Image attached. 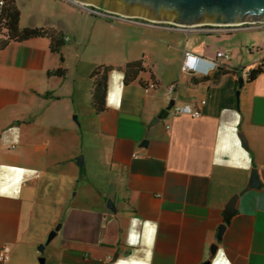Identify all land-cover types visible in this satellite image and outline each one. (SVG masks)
<instances>
[{"label":"crops","instance_id":"crops-1","mask_svg":"<svg viewBox=\"0 0 264 264\" xmlns=\"http://www.w3.org/2000/svg\"><path fill=\"white\" fill-rule=\"evenodd\" d=\"M81 17L98 48L74 64L64 59L72 33L56 21L22 25L20 10L19 28L61 34L58 52L47 37L0 48V264H264V73L247 81L253 67L234 61L226 44L216 50L230 52L224 67L202 61L181 71L184 52L214 60L210 35L229 29L185 35ZM253 28L261 46L264 28ZM136 60L144 72L124 83L122 67ZM98 67L110 70L105 109L95 114ZM170 100L200 116L169 111L147 129ZM252 168L260 186L244 189Z\"/></svg>","mask_w":264,"mask_h":264},{"label":"water","instance_id":"water-1","mask_svg":"<svg viewBox=\"0 0 264 264\" xmlns=\"http://www.w3.org/2000/svg\"><path fill=\"white\" fill-rule=\"evenodd\" d=\"M81 4L114 12L125 17H136L154 22H167L185 27L221 26L235 27L243 24L264 23V0H74ZM243 83L238 79V89L235 92L238 103L239 89ZM174 102L163 108L159 114L151 119L147 129L168 116ZM240 140L245 146V141L240 135ZM146 140L141 146H145ZM82 156L77 158L78 166L82 165ZM260 186L259 174L256 168H252L249 182L244 189ZM235 195L229 202V207L235 202ZM108 207L112 208L111 201ZM228 212H230L227 209ZM59 227V226H58ZM57 227V228H58ZM226 225L220 224L217 228L216 241L220 242ZM56 228V230H57ZM43 249V246L40 247ZM217 245L210 246V254L213 256ZM43 262V258L40 259Z\"/></svg>","mask_w":264,"mask_h":264},{"label":"rangeland","instance_id":"rangeland-1","mask_svg":"<svg viewBox=\"0 0 264 264\" xmlns=\"http://www.w3.org/2000/svg\"><path fill=\"white\" fill-rule=\"evenodd\" d=\"M60 1L61 0L55 2L53 0H16V5L21 13L22 25L37 24L44 26L58 22L62 23L65 29L67 28V32L72 33L69 34L71 38L70 45L66 44L65 47V50H70L71 53L68 54L65 51L64 59L67 62H71L72 64H74L77 59L76 56L81 55L82 59H86L87 55L91 53V51L93 52L95 51L96 47L98 48V45H96L93 41L88 42L89 33L92 28L91 25L84 23L85 21H83L81 13L86 14L87 16L89 14L86 11L82 10L80 7L74 6L64 1H61L63 2L61 3ZM82 30L84 34H86L83 38L80 34ZM254 30L257 29L253 28L252 30H249L247 29V27H238L231 29V33L228 34L221 33L220 35H210L211 38H209L211 42L206 51H211L212 53H215L217 48H222V46L226 44L229 46L230 50L232 51L235 57L234 61H238L239 63H242V65H246V67H254V61H256L259 57L264 58V43L261 46H256L255 44H252L253 41L248 35L250 34L249 32ZM177 33L185 35L189 34L181 31ZM73 35H76L78 38L84 39L83 44L80 46L74 45V43L72 42ZM189 36L190 37L188 39V43H191L195 40V37H197L193 33ZM64 39V41L67 40V38ZM200 45L202 46L203 43L199 44V46ZM68 46L70 47V49H68ZM57 60L58 62H60L63 60V58L60 57Z\"/></svg>","mask_w":264,"mask_h":264},{"label":"built area","instance_id":"built-area-1","mask_svg":"<svg viewBox=\"0 0 264 264\" xmlns=\"http://www.w3.org/2000/svg\"><path fill=\"white\" fill-rule=\"evenodd\" d=\"M64 2H67L69 4H72L74 6L80 7L82 10L86 11L89 15H92L94 17L106 20V21H123L127 23H132L135 25H141V26H147V27H153L158 28L164 31H172V32H184V33H190L197 29V27H185L180 26L172 23L167 22H154V21H148L141 18H132V17H125L122 15H119L114 12H109L97 7H94L93 5H87V4H81L74 0H61ZM8 7L7 0H0V48L4 46L8 42V31H9V19L7 18V12L6 9ZM216 29H233V28H264V23H254V24H243L240 26L235 27H221V26H209ZM231 58L230 52L227 50H221L217 51L215 54L214 60H207L203 59L199 56H193L188 52H184L183 54V60L181 63V71L187 72V73H194L198 70L199 63L204 61L208 64L209 69H217L222 68L225 66L226 62H228ZM153 87V85H151ZM175 85L172 84L169 86V90L173 91ZM172 116H181V115H188L192 118H196L200 116V113L198 110L192 109L189 105H183V106H176L173 105V107L169 110ZM6 251L4 249L2 253L0 254L1 257L3 256V252Z\"/></svg>","mask_w":264,"mask_h":264},{"label":"trees","instance_id":"trees-1","mask_svg":"<svg viewBox=\"0 0 264 264\" xmlns=\"http://www.w3.org/2000/svg\"><path fill=\"white\" fill-rule=\"evenodd\" d=\"M8 7L6 9L7 18L9 19L8 42L24 41L31 38L47 37L50 40V49L52 52H58V48L62 44V36L60 33L41 27H24L19 28V10L15 6L13 0H7ZM2 46V47H4ZM1 47V48H2ZM109 67H98L90 75L92 79L91 86V108L95 114H100L105 109V98L107 89V73ZM238 69H234L237 71ZM124 83H128L137 78V76L144 72V68L140 60L129 61L121 69ZM264 73V60L260 61L256 66L247 71V81L255 80L259 75ZM55 74L61 76L63 71L58 69ZM225 223H228L229 216L225 215Z\"/></svg>","mask_w":264,"mask_h":264}]
</instances>
